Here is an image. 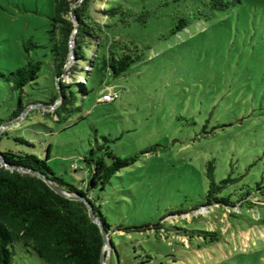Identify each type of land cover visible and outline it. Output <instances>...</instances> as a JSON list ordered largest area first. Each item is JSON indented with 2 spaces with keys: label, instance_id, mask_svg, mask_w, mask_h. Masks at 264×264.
Segmentation results:
<instances>
[{
  "label": "rangeland",
  "instance_id": "obj_1",
  "mask_svg": "<svg viewBox=\"0 0 264 264\" xmlns=\"http://www.w3.org/2000/svg\"><path fill=\"white\" fill-rule=\"evenodd\" d=\"M224 1L219 9L216 0H87V19L104 21L138 58L119 77L96 61L87 92L76 82L67 88L73 103L58 121L44 105L56 92L55 0H0V150L45 158L50 147L48 164L76 185L87 176L73 165L84 166L91 149L133 158L89 192L122 264L145 252L154 264H264V0ZM115 5L132 13L129 25L105 18ZM181 18L187 24L173 32ZM83 54L90 58L84 45ZM29 61L40 71L18 87L12 72ZM112 88L119 97L101 102ZM211 165L218 194L243 198L241 206H203ZM196 230L218 239L203 243ZM12 251L11 264H48L21 241Z\"/></svg>",
  "mask_w": 264,
  "mask_h": 264
},
{
  "label": "trees",
  "instance_id": "obj_2",
  "mask_svg": "<svg viewBox=\"0 0 264 264\" xmlns=\"http://www.w3.org/2000/svg\"><path fill=\"white\" fill-rule=\"evenodd\" d=\"M76 1L55 0L57 15L54 22L60 24L59 40L56 41L51 50L53 57L51 66L56 83V92L44 105L50 106L59 99V103L52 109V113L58 121L66 117L71 109L69 105L73 103L74 92L72 90L67 91V88L76 82L83 92H87L88 78L96 61L99 63V70L104 75L119 77L125 74L138 58V55L132 54L131 42L117 33L108 32L109 26L104 21L96 23L87 19L85 16L87 0H82L74 8L73 17L71 6ZM216 2L220 5L219 9L228 5V2L224 0H216ZM216 7L218 8V6ZM104 12L105 18L110 19L113 24L121 22L123 25H129L134 20L132 13L120 5L112 6L110 10H104ZM74 20L77 22V31L73 33V37H75L74 56L68 69H64L68 59L69 39L75 26ZM186 24V19L181 18L173 32L182 29ZM105 26H108L107 30ZM102 35H105L104 42ZM89 40H92L93 45L89 43ZM83 45L88 48L89 59L84 58ZM101 46L104 48L102 54L99 53ZM82 59L85 62L80 64L79 61ZM40 68V61H29L23 67L12 72L17 79L16 86H24L30 79H34ZM82 71L86 72V75L83 76L86 79L85 82L79 80ZM64 74H69V81L64 80ZM101 102L111 101L101 100ZM22 110L23 106L19 103L12 118L19 117ZM3 124V121H0V127ZM3 132L4 129L1 130L0 139ZM95 154V150L91 149L90 154L82 158L84 166L79 168L78 165H73L74 171L82 170L87 176L79 185H76L56 175L48 164L50 147L47 148L45 158L35 153L0 150V156L5 162V164L0 162V264H11L12 245L16 241H21L27 249L35 252L42 261L48 264H101L103 235L99 225L90 217L86 203L80 199L61 195L35 173L18 170L17 167L43 174L60 189L87 199L110 237L111 249L107 264H109L112 256H115L117 264L126 261L122 259L120 251L111 237V232L114 230L112 225L102 214L100 206L90 197L89 192L96 187L103 189L113 174L134 159L121 158L111 150L97 156ZM207 174L210 184L206 193L207 203L203 206L235 208L236 205H242L243 198L234 203L227 196L218 194L223 186L215 182L212 165ZM185 231L188 232L187 229ZM195 235L198 239H202L203 243L208 241L207 235L210 236L209 241L213 242L218 239V232L215 230H196ZM189 237H192L191 233ZM132 258L135 260L134 264H154L152 255L147 252L135 254ZM132 258L130 259L132 260ZM131 260H127V262L131 263Z\"/></svg>",
  "mask_w": 264,
  "mask_h": 264
},
{
  "label": "water",
  "instance_id": "obj_3",
  "mask_svg": "<svg viewBox=\"0 0 264 264\" xmlns=\"http://www.w3.org/2000/svg\"><path fill=\"white\" fill-rule=\"evenodd\" d=\"M82 0H77L72 6H71V11H72V16L74 17V8L81 2ZM75 22V26H74V30L70 36V39H69V52H68V59L64 65V69H66V67L72 62V59H73V56H74V52H73V44H74V41H75V37H73V33H75L77 31V22L76 20H74ZM59 99H57L56 102H58ZM56 106L55 105H52V106H49V105H45L46 108H50V109H53L54 107ZM4 127V124L0 127V133H1V130L3 129ZM0 162L2 164H5L4 160L1 158L0 156ZM16 169L18 170H25V171H30L32 173H35L36 175H38L39 177H41L42 179H44V181H46L48 183V185L53 189L55 190L56 192L60 193L61 195L63 196H67L69 198H72V199H80V200H83L87 207H88V211H89V215L90 217L92 218V220L97 223L101 229V232H102V235H103V241H104V244H103V249H102V255H101V264H107V258L110 254V249H111V241H110V237H109V234L108 232L106 231V229L103 227L102 223L100 222V220L97 218V216L95 215L94 211H93V208H92V205L91 203L85 199L84 197L82 196H79V195H76V194H73V193H69V192H66L62 189H60L59 187H57L56 185H54L49 179H47L43 174H40L36 171H33V170H30V169H26V168H21V167H17Z\"/></svg>",
  "mask_w": 264,
  "mask_h": 264
},
{
  "label": "built area",
  "instance_id": "obj_4",
  "mask_svg": "<svg viewBox=\"0 0 264 264\" xmlns=\"http://www.w3.org/2000/svg\"><path fill=\"white\" fill-rule=\"evenodd\" d=\"M82 78V82H85L86 79L85 77H80ZM119 97V94L117 91H115L113 88L112 89H109L106 93H104L102 95V100H105V101H112V100H115Z\"/></svg>",
  "mask_w": 264,
  "mask_h": 264
}]
</instances>
